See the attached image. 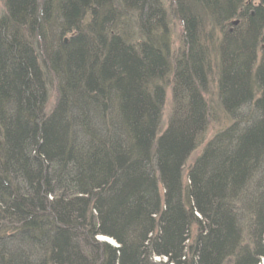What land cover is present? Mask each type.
<instances>
[{
	"label": "trees",
	"instance_id": "obj_1",
	"mask_svg": "<svg viewBox=\"0 0 264 264\" xmlns=\"http://www.w3.org/2000/svg\"><path fill=\"white\" fill-rule=\"evenodd\" d=\"M263 261L264 0H0V264Z\"/></svg>",
	"mask_w": 264,
	"mask_h": 264
},
{
	"label": "rangeland",
	"instance_id": "obj_2",
	"mask_svg": "<svg viewBox=\"0 0 264 264\" xmlns=\"http://www.w3.org/2000/svg\"><path fill=\"white\" fill-rule=\"evenodd\" d=\"M178 26L176 23L174 24V45L175 46H179V30H181L180 26ZM56 102V94L53 93L51 100H50V105H53ZM171 102H172V94H171V89H168L167 91V98H166V106L164 109V114H163V121L164 124L167 123V119L169 117V113H170V109H171ZM216 110L217 112L215 113V119L210 122L208 131L206 132V134L203 136V138L199 141V147L196 150V152L192 155V157L190 158L189 163H192L194 161V159L200 154V152L202 151V149L206 146V144L213 138V136L215 134H217L220 130H222L226 125H227V120L224 116L223 113H221V111L217 108L216 106ZM104 238V237H102ZM102 240V239H100ZM110 240V239H109ZM102 241H107V240H102ZM114 244V242L112 243ZM159 260V259H156ZM264 264V261L261 263Z\"/></svg>",
	"mask_w": 264,
	"mask_h": 264
},
{
	"label": "bare ground",
	"instance_id": "obj_3",
	"mask_svg": "<svg viewBox=\"0 0 264 264\" xmlns=\"http://www.w3.org/2000/svg\"><path fill=\"white\" fill-rule=\"evenodd\" d=\"M100 239H102V240H106L107 238H100ZM109 240V239H108Z\"/></svg>",
	"mask_w": 264,
	"mask_h": 264
}]
</instances>
